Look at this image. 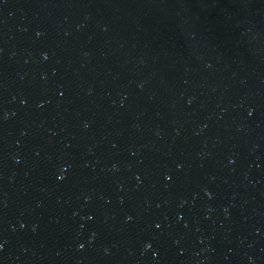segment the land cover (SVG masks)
<instances>
[{
	"label": "water",
	"instance_id": "obj_1",
	"mask_svg": "<svg viewBox=\"0 0 264 264\" xmlns=\"http://www.w3.org/2000/svg\"><path fill=\"white\" fill-rule=\"evenodd\" d=\"M0 264H264V0H0Z\"/></svg>",
	"mask_w": 264,
	"mask_h": 264
}]
</instances>
